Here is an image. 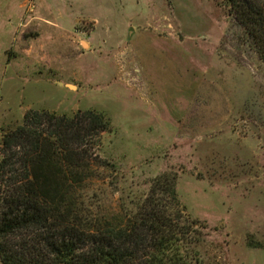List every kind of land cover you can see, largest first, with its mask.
Segmentation results:
<instances>
[{"label": "rangeland", "instance_id": "1", "mask_svg": "<svg viewBox=\"0 0 264 264\" xmlns=\"http://www.w3.org/2000/svg\"><path fill=\"white\" fill-rule=\"evenodd\" d=\"M88 111L95 212L173 175L202 264H264V63L223 0H0V146L29 112Z\"/></svg>", "mask_w": 264, "mask_h": 264}, {"label": "trees", "instance_id": "2", "mask_svg": "<svg viewBox=\"0 0 264 264\" xmlns=\"http://www.w3.org/2000/svg\"><path fill=\"white\" fill-rule=\"evenodd\" d=\"M231 22L264 63V0H223ZM101 114L27 113L0 146L1 264H202L205 224L190 219L175 177L154 179L132 209L97 213L82 193Z\"/></svg>", "mask_w": 264, "mask_h": 264}]
</instances>
